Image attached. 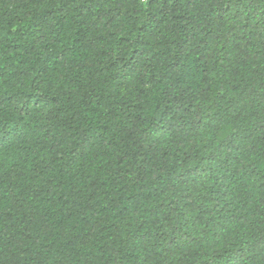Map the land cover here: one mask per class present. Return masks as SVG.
<instances>
[{"label":"trees","instance_id":"obj_1","mask_svg":"<svg viewBox=\"0 0 264 264\" xmlns=\"http://www.w3.org/2000/svg\"><path fill=\"white\" fill-rule=\"evenodd\" d=\"M0 264H264V0H0Z\"/></svg>","mask_w":264,"mask_h":264}]
</instances>
